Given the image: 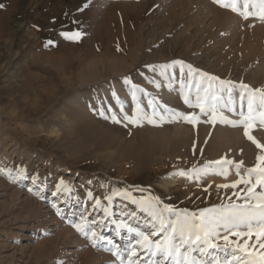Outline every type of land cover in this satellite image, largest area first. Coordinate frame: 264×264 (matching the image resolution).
<instances>
[{
    "label": "rangeland",
    "instance_id": "374dc122",
    "mask_svg": "<svg viewBox=\"0 0 264 264\" xmlns=\"http://www.w3.org/2000/svg\"><path fill=\"white\" fill-rule=\"evenodd\" d=\"M0 5V167H23L29 177H39L33 184L30 178L13 182L0 175V264H120L102 243L93 246L73 227L82 213L103 216L102 210L93 211L88 192L105 206L104 197L117 189L190 212L235 199L243 185H217L238 179L241 162L244 175L261 150L245 137L242 125H213L200 114L193 126L172 113H199L183 99L187 95L195 102L197 80L208 83L199 77L204 72L232 83L233 98L223 105L218 101L229 119L247 114L248 91L239 85L264 91V19H245L213 0H0ZM73 31L81 33L79 40L60 35ZM49 40L54 43L48 45ZM175 60L199 72L189 78L187 67L182 74L175 65L158 78L164 70L159 66ZM89 85L107 86L106 94L97 101L81 93L79 102L71 101L79 87ZM133 85L142 101L129 108L125 103L133 97ZM115 87L121 94L112 98L109 91ZM177 87L181 95H162ZM215 89L219 97L228 93L218 82ZM124 107L131 109L128 116L139 108L164 120L130 124ZM113 114L119 123L110 118ZM250 134L264 143V124L256 120ZM222 157L233 162L224 165L226 176L219 174L220 166L209 165L212 170L196 178L193 168ZM61 180L72 192L54 196ZM112 212L110 220L136 212L133 226L151 227L148 213L122 196L113 197ZM96 230L120 244L127 236L122 230L116 237L110 223ZM250 243L256 245L255 236Z\"/></svg>",
    "mask_w": 264,
    "mask_h": 264
},
{
    "label": "snow or ice",
    "instance_id": "6c2138e0",
    "mask_svg": "<svg viewBox=\"0 0 264 264\" xmlns=\"http://www.w3.org/2000/svg\"><path fill=\"white\" fill-rule=\"evenodd\" d=\"M213 2L222 8L230 9L245 19L257 15L264 19V0H213ZM87 6V4L84 5L85 8ZM2 7L3 5H0V8ZM60 35L67 40H79L81 33L79 31L61 32ZM53 43L51 40L47 42L48 45ZM175 65L180 66L182 74L184 68L187 67L189 78L199 72L192 65H185L180 60L159 67L167 69ZM148 67H151L153 71L156 70L153 66ZM199 77L206 78L208 83L202 85L201 81L197 80L198 91L195 102L189 100L187 95L184 97L185 103L194 109H199V113L195 111L187 114L174 112L172 118L183 119L195 126L200 119V114H203L208 117L206 122L213 125L217 122L233 126L242 125L245 137L255 144L262 154L257 155L255 166L247 169L244 175L240 173L242 162L236 164V175L239 178L233 183L217 185L218 188L226 189H236L237 185H243L244 187L240 188L238 192H234L235 199L230 197L227 203L201 208L194 212H190L188 209H176L169 204L161 205L159 198L156 197L140 196L137 198L127 190L117 189H113L111 195L104 197V200L108 202V205L105 206L100 198L93 197L92 193L88 192L87 198L94 200L93 211L102 210L103 216L99 219H91L90 216H85L82 213L80 221L74 223L73 227L85 235L93 243V246L102 243L105 249L112 252L113 256L120 261V264H264V143L259 142L250 134V129L256 120L264 124V111L260 110L264 108V91L249 90L248 85L241 83L239 87L248 91V112L245 114L241 111L240 119L232 120L218 107L221 97L217 95L215 89V84L218 82L221 91L226 90L231 95L232 83L204 72H199ZM189 83H191V79ZM132 87V95L135 98L137 86L133 85ZM201 88L203 95L200 94ZM245 91L240 93L242 101L245 99ZM257 93H259L258 97ZM149 105L151 106V102ZM224 107L228 106L224 105ZM228 110L234 111L231 107H228ZM100 115L104 116V112L101 111ZM110 118L114 122H120L114 114ZM157 119L163 122L164 116L155 111L148 115L141 112L139 108L132 116L124 115V120L130 124H137L142 120L155 124ZM232 163L222 157L218 161L208 162L202 168H193L192 171L199 179L212 170L209 165H218L221 168L219 174L226 176L227 171L224 169V165ZM179 174L188 175L184 171ZM0 175H6L13 182H22L29 178L33 184L39 182L37 175L29 177L23 167H16L14 171L0 167ZM60 192L70 194L72 188L61 180L57 183L56 192L53 195L57 196ZM37 194L39 195V193ZM114 196H122L125 200L137 205L140 211L148 213L150 229L141 230L139 226H133L131 221L136 219V212L125 214V218L119 220H110L109 218L114 215L112 212ZM52 207L56 208L58 215H62V209L56 204H53ZM84 212H87V209H84ZM106 223L114 225L116 237L121 236L122 230L127 233L124 244L117 243L113 238L106 237L103 232L96 230V225L99 224L103 228ZM253 236L257 242L255 246L250 243ZM233 237L235 239H232ZM241 238L245 239L241 242ZM221 240L223 244L214 242Z\"/></svg>",
    "mask_w": 264,
    "mask_h": 264
},
{
    "label": "bare ground",
    "instance_id": "6f19581e",
    "mask_svg": "<svg viewBox=\"0 0 264 264\" xmlns=\"http://www.w3.org/2000/svg\"><path fill=\"white\" fill-rule=\"evenodd\" d=\"M187 16V15H186ZM209 16V15H208ZM180 54V53H179ZM182 54V53H181ZM167 73V69H164V70H162V72L159 74V75H157V77L158 78H161V77H167L168 75L166 74ZM254 74V73H253ZM167 75V76H166ZM165 79V78H164ZM162 80V79H161ZM160 80V81H161ZM178 81V80H177ZM116 82V81H115ZM164 82V81H163ZM121 82L120 81H118L117 83H116V86H119V85H121L120 84ZM174 83V82H173ZM81 84V83H80ZM114 84V83H113ZM187 84V83H186ZM83 85V84H82ZM153 85V84H152ZM172 85V84H171ZM178 85V84H177ZM81 86V85H80ZM112 86V85H111ZM151 86V85H150ZM166 86V85H165ZM107 87V86H106ZM106 87L103 85V86H95V85H93V86H87V87H79L72 95H71V101H73V102H75L76 100L78 101V99L81 97L80 96V94L81 93H85L86 94V96H88L89 98H91V99H93V100H97L98 101V97H101V96H103V95H105L106 94ZM121 87V86H120ZM120 87H118L119 89H120ZM167 87V86H166ZM180 88V87H179ZM109 90L111 89L110 87L108 88ZM116 89V90H115ZM115 91H109V96H111L112 98H117L118 96L120 97V94H121V92H120V90L119 89H117V87H115ZM181 89V88H180ZM108 92V91H107ZM160 92V91H159ZM181 91L178 89V87H177V89H175V88H171V89H169V90H167V92L166 93H164V91H163V94L162 95H166V97H165V99L167 98V97H172V96H178V95H181V93H180ZM186 93H187V91H185ZM222 92V91H221ZM146 93V92H145ZM227 93V92H226ZM153 94V93H152ZM192 94V93H191ZM219 94H221L220 93V91H219ZM218 94V95H219ZM183 96V95H182ZM108 97V96H107ZM144 97H146L145 95H144ZM192 97V96H191ZM109 98V97H108ZM127 98V97H126ZM133 97H131V99H129V101H128V103H125V105L127 106L128 104V106H129V108H131L130 107V104L133 102L134 103V101H139L140 99H141V97H140V95H138V96H135V98H133ZM163 98V97H162ZM233 98V93H231V95H229V93H227V94H223V96L219 99V102H220V104H225V103H227V102H229L231 99ZM110 99V98H109ZM121 99V98H120ZM172 99V98H171ZM182 99V98H181ZM145 100V99H144ZM184 100V99H183ZM102 101V100H101ZM107 101V100H106ZM120 101V100H119ZM141 101H142V99H141ZM68 102V101H67ZM79 102V101H78ZM78 102H76V103H78ZM125 102H126V100H125ZM144 102V101H143ZM168 102V101H167ZM178 102V101H177ZM182 102V101H181ZM92 103V102H91ZM99 103V102H98ZM158 103V102H157ZM163 103V102H162ZM67 104V103H66ZM89 104V103H88ZM141 104H143V103H141ZM177 104V103H176ZM73 106H74V103L72 104ZM115 105V104H114ZM139 105V104H138ZM145 105L146 104H143V105H141L142 107H145ZM147 105H148V103H147ZM80 106V105H79ZM137 106V105H136ZM182 106H183V103H182ZM75 107V106H74ZM99 107V106H98ZM139 107V106H138ZM162 107H164V106H162ZM125 108V107H124ZM128 107H126L125 109H123V111H121V112H123L124 113V115L125 114H131L132 112H131V109H129ZM146 108V107H145ZM73 109V108H72ZM85 109V108H84ZM117 109V108H116ZM122 109V108H121ZM119 110V109H118ZM142 110V109H141ZM144 110V109H143ZM155 110V109H154ZM76 111V110H75ZM89 111V110H88ZM120 111V110H119ZM133 111V110H132ZM80 112V111H79ZM81 114V113H80ZM122 114V113H121ZM118 115H120V113L118 114ZM64 117V116H63ZM121 118V117H120ZM170 181V180H169Z\"/></svg>",
    "mask_w": 264,
    "mask_h": 264
}]
</instances>
